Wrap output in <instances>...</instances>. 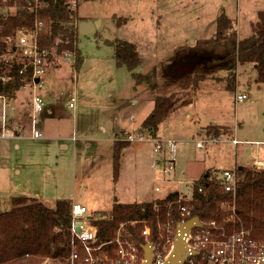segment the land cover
Returning a JSON list of instances; mask_svg holds the SVG:
<instances>
[{
    "label": "rangeland",
    "instance_id": "374dc122",
    "mask_svg": "<svg viewBox=\"0 0 264 264\" xmlns=\"http://www.w3.org/2000/svg\"><path fill=\"white\" fill-rule=\"evenodd\" d=\"M262 11L264 0H103L78 5L74 16L98 23L99 28L92 35L78 36L77 49L84 61L77 73L72 55L46 64L40 95L48 103L52 99L58 103L54 107L61 116L58 131L44 132L43 140L33 141L20 125L13 137L6 119L10 138L0 140V215L11 211L13 196L22 194L46 205L68 200L92 216L107 214L114 194L126 204L155 202L173 193L190 199L193 184L206 174L219 179L222 172L263 166L254 163L264 162V84L256 83V69L249 64L237 66L234 90L227 87L226 72L218 71L217 81L207 79L188 91L190 103L158 126L155 137L176 147L169 174L157 162L163 153L154 155L153 144L146 141L145 127L153 99L179 89L180 73L167 78L170 65L195 55L196 42L211 40L220 15L234 22L242 40ZM118 20L125 23L118 26ZM118 40L136 47L139 72L146 78L142 86L135 85L124 68L115 67L112 44ZM23 91L7 103L6 117L18 120L16 105L20 100L29 104L30 92L27 87ZM242 95L246 100L236 103ZM208 127L223 128L227 135L210 140L204 131ZM117 128L123 142L128 143L129 136H143L144 141L129 143L113 183Z\"/></svg>",
    "mask_w": 264,
    "mask_h": 264
},
{
    "label": "trees",
    "instance_id": "16d2710c",
    "mask_svg": "<svg viewBox=\"0 0 264 264\" xmlns=\"http://www.w3.org/2000/svg\"><path fill=\"white\" fill-rule=\"evenodd\" d=\"M103 0H6L0 12V57L7 54L2 42L15 34L16 29L32 30L35 22L42 28L37 37L38 51L45 63L54 62L64 55H72V69L77 73L83 64V57L77 49L78 24L81 20L74 16L76 7L86 2ZM75 5V6H73ZM74 9V10H73ZM5 11V13H4ZM125 23L118 20L117 25ZM235 24L224 14L217 19L216 32L211 40L196 42L192 54L183 57L182 63H174L168 69L167 78L180 73L177 80L179 89L169 95L154 98L153 111L145 120L146 129L154 135L158 126L178 107L190 103L186 100L188 91L197 89L207 80H216L218 71L228 75L227 87L235 88V71L238 65H252L256 69L257 84H264V11L257 13V22L250 26V35L239 40ZM117 68H124L132 77L134 84L141 86L146 78L140 74L141 60L136 47L125 41L112 44ZM10 50L9 53H13ZM25 64L18 59H0V97L7 101L15 100L19 92L30 84L31 73L27 69L19 72ZM207 138L215 140L227 135L219 127H208ZM128 143H116L113 155V182L118 177L122 151ZM237 184L233 194L224 193L215 183L211 174H206L193 184L190 199L178 193L169 194L155 202L119 204L114 202L105 214L91 216L90 225L97 231L95 247L104 244L94 257L99 264L117 259L114 247L105 245L111 242L118 229L123 226L126 235L139 247L140 260L143 247L156 244L165 236L158 226L166 224L175 227L180 222V208L189 213L188 219L197 217L201 223L216 222L224 227L227 234L246 232L257 243L264 242V169L254 167L236 169ZM72 204L68 200H58L46 205L36 199L17 197L12 200L9 213L0 215V264H79L70 262L72 247L81 257L84 252L71 236ZM230 220L228 224L224 223ZM135 223L131 229L129 223ZM150 231L147 239L142 237L144 228ZM104 259H107L106 262Z\"/></svg>",
    "mask_w": 264,
    "mask_h": 264
},
{
    "label": "built area",
    "instance_id": "2783aa9c",
    "mask_svg": "<svg viewBox=\"0 0 264 264\" xmlns=\"http://www.w3.org/2000/svg\"><path fill=\"white\" fill-rule=\"evenodd\" d=\"M46 1L48 0H41V2ZM5 2L6 0H0V12L1 5ZM41 28L42 24L35 22L32 30L26 28L16 29L14 35L2 41L7 47L8 53L0 57L3 61L21 60L25 66L19 72V75H22L27 69L30 70V84L26 87L30 92L31 139L34 141L44 139L43 133L37 128L38 117L44 108L40 90H42L44 85L42 78L46 71L45 60L39 53L37 45V37ZM10 50H14L13 53H9ZM0 80L4 81L5 79ZM35 80H39V83L34 84ZM245 100L246 96L242 95L237 96L235 102L242 103ZM0 101L2 102L0 110V140H6L9 137L8 130L6 129L7 117L5 101L7 100L0 97ZM69 107L72 108L73 105L70 104ZM148 133L149 136L146 138V141L153 144L154 155L163 153V155L158 156L157 162L163 173L165 175L169 174L172 172L174 166L175 143L171 141L162 142L152 132L148 131ZM142 141H144L143 136L136 138L129 136L127 138L128 143ZM160 158H166V160L162 163L159 161ZM258 169L262 170L264 167L261 166ZM212 177L216 185L224 193H234L237 184L234 171L222 172L219 179L214 176ZM155 192H159V189L156 188ZM179 212L180 222L177 225H183L190 220L188 219L189 213L184 207L180 208ZM87 215L85 208L72 205L70 233L72 238L81 245L84 254L79 257L75 246H73L69 260L72 263L78 262L79 264H99L98 259L93 254L98 252L104 244L99 245L97 248L95 247L97 243V231L90 225ZM229 222H231V219L224 221L226 224ZM127 226L132 229L135 223H129ZM176 226L172 227L170 224L162 227L158 226V230H163L165 236L163 238L161 237L158 243L153 244L151 264H164L171 255L176 235ZM77 228L79 229L78 232ZM149 234V229L145 227L141 234L142 237L147 239ZM184 243L188 249V254L184 256L183 264H264V242L257 243L253 241L250 239L249 234L243 231L227 234L225 228L219 227L216 222H200L199 227L192 228L188 232L185 236ZM105 245H112L117 256V259L111 262L104 259L108 264H143V252L142 259L140 260L139 247L126 235L123 226L118 229L114 239ZM43 264H47V262Z\"/></svg>",
    "mask_w": 264,
    "mask_h": 264
},
{
    "label": "crops",
    "instance_id": "0c3cea01",
    "mask_svg": "<svg viewBox=\"0 0 264 264\" xmlns=\"http://www.w3.org/2000/svg\"><path fill=\"white\" fill-rule=\"evenodd\" d=\"M84 20V22H85V19H83ZM87 22V21H86ZM89 23H94V22H91V21H88ZM98 28H99V26H98ZM97 28V29H98ZM113 59V62H115L114 61V58H112ZM115 64V63H114ZM115 67H116V64H115ZM117 68V67H116ZM118 69V68H117ZM121 70H123L122 68L120 69L119 68V71H121ZM71 75V74H70ZM66 75H60V77L62 78V79H67L66 77H65ZM142 86V85H141ZM46 91V90H45ZM25 92V91H24ZM23 93V92H22ZM30 98V97H29ZM42 99H43V102H44V108H43V112L40 114V116L38 117V124H37V128L43 133V135H44V132H46V133H51V134H53V133H55V132H57L58 130L56 129V128H58L59 126H60V124H61V121H60V119H61V116H59L58 114H56V112L54 113V107L58 104L55 100H53L52 99V101L50 102V103H48L47 101H46V99H45V97H42ZM16 100V99H15ZM154 100V99H153ZM13 100H10V101H5V103H6V105H7V103H11ZM73 102H74V100L72 99L71 100V105H73ZM23 103V100H20L19 101V103L16 105V108H15V110H17L18 111V120H16L14 117L13 118H9V117H7V119H8V121L10 122V127L11 128H9V129H12V132H14L13 133V137H16L17 136V129L18 128H20V125L26 130V132H28V134H29V138L31 139V102L29 101V104L28 105H23L22 104ZM69 104V105H70ZM1 105H2V102H0V110H1ZM6 107V106H5ZM69 109H74V105H73V107L72 108H70L69 107ZM153 111V110H152ZM151 111V112H152ZM6 114H7V112H6ZM58 115V116H57ZM148 117V116H147ZM145 127H146V123H145ZM116 134H117V140L114 142V145L116 144V143H120V142H123L124 141V139H122L121 138V131H120V129H118L117 128V130H116ZM156 136V135H155ZM128 137V136H127ZM159 139V138H158ZM32 140V139H31ZM1 141H4V140H1ZM34 141V140H33ZM38 141H40V140H38ZM124 143H126V142H124ZM131 144V143H130ZM114 145H113V147H114ZM128 145H129V143H128ZM128 147V146H127ZM126 147V148H127ZM14 148H18L16 145L14 146ZM124 149L123 151H122V156H121V158L123 157V153H125L126 151H127V149ZM259 163V165L261 164V165H263L262 167H264V162H255L254 164H258ZM253 164V165H254ZM119 169H120V167H119ZM118 175H119V172H118ZM112 177H113V175H112ZM117 180H118V177H117ZM157 181H159V180H157ZM116 182V181H115ZM115 182H113V183H115ZM113 190H115L114 188H113ZM179 194V193H178ZM25 194H22V197H26V196H28V195H25ZM181 196V195H180ZM14 197V196H13ZM28 198V197H27ZM112 198V204L114 203V202H117V203H119V204H126V202L124 201H120L119 199H117L116 197H115V194H114V197H111ZM14 199V198H13ZM32 199H34V198H32ZM37 200V199H36ZM122 202V203H120V202ZM150 201H152V200H150ZM150 201H145V202H150ZM145 202H142V203H145ZM112 204H111V207H112ZM132 204H134V203H132ZM111 210V209H110ZM87 211V210H86ZM95 213H105V212H95ZM87 214H88V212H87ZM91 216L92 215H87V219L89 220V222H90V218H91ZM95 228V227H94ZM116 235V234H115Z\"/></svg>",
    "mask_w": 264,
    "mask_h": 264
},
{
    "label": "water",
    "instance_id": "95a60500",
    "mask_svg": "<svg viewBox=\"0 0 264 264\" xmlns=\"http://www.w3.org/2000/svg\"><path fill=\"white\" fill-rule=\"evenodd\" d=\"M98 28V23L81 22L78 24L79 36H89L94 34ZM39 80H35L34 84H38ZM242 169V168H239ZM17 198V196H14ZM200 226L197 217H193L183 225L176 226V235L174 238L173 250L167 261L164 264H183L184 256L188 254V249L184 243L185 236L192 228ZM77 228V232H78ZM152 262V244H147L143 247V264H151Z\"/></svg>",
    "mask_w": 264,
    "mask_h": 264
}]
</instances>
